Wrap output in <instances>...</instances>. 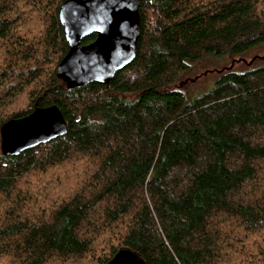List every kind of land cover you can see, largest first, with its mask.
Returning a JSON list of instances; mask_svg holds the SVG:
<instances>
[{"label": "trees", "instance_id": "1", "mask_svg": "<svg viewBox=\"0 0 264 264\" xmlns=\"http://www.w3.org/2000/svg\"><path fill=\"white\" fill-rule=\"evenodd\" d=\"M65 1L0 0V130L52 105L68 124L14 156L0 138V264H106L123 246L146 264H264V65L177 88L204 57L264 49V0H139L137 56L76 89L57 75ZM67 162L85 177L53 202L42 176Z\"/></svg>", "mask_w": 264, "mask_h": 264}, {"label": "water", "instance_id": "2", "mask_svg": "<svg viewBox=\"0 0 264 264\" xmlns=\"http://www.w3.org/2000/svg\"><path fill=\"white\" fill-rule=\"evenodd\" d=\"M139 0H66L59 18L69 51L58 65L57 75L76 89L93 82L108 83L137 56L141 35ZM90 43L83 41L91 35ZM68 131L64 114L57 105L37 107L21 118L6 121L0 130L5 156L63 136ZM106 264H146L131 247H121Z\"/></svg>", "mask_w": 264, "mask_h": 264}, {"label": "rangeland", "instance_id": "3", "mask_svg": "<svg viewBox=\"0 0 264 264\" xmlns=\"http://www.w3.org/2000/svg\"><path fill=\"white\" fill-rule=\"evenodd\" d=\"M248 53L240 57L228 55L230 57H224L222 59L216 56L204 57L181 80L177 88L185 91L192 97L193 95L201 94V92L213 88L216 80L219 78V74L227 68L242 72L254 69L256 66L264 65V49L252 51L250 54ZM262 169L264 170V166ZM85 172L86 166L82 162L79 165L68 162L63 165L59 164L42 176L44 183H47V189L44 192L47 196H50L53 202L66 200L73 191L79 189L85 177Z\"/></svg>", "mask_w": 264, "mask_h": 264}, {"label": "flooded vegetation", "instance_id": "4", "mask_svg": "<svg viewBox=\"0 0 264 264\" xmlns=\"http://www.w3.org/2000/svg\"><path fill=\"white\" fill-rule=\"evenodd\" d=\"M96 37H97V36H95V38H96ZM94 40H95V39H94ZM92 41H93V40H92ZM92 41H91V42H92ZM89 43H90V42H89Z\"/></svg>", "mask_w": 264, "mask_h": 264}]
</instances>
